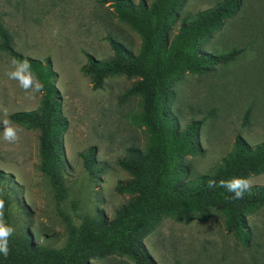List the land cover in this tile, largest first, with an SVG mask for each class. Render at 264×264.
I'll use <instances>...</instances> for the list:
<instances>
[{
  "label": "rangeland",
  "instance_id": "374dc122",
  "mask_svg": "<svg viewBox=\"0 0 264 264\" xmlns=\"http://www.w3.org/2000/svg\"><path fill=\"white\" fill-rule=\"evenodd\" d=\"M220 1L186 0L179 20ZM0 17L18 53L38 60L50 58L57 73L61 113L67 120L62 134L65 194L58 201L50 179L38 171V131L8 119L12 113L39 108L36 80L32 88H22L9 75L16 71V62L0 52V173L12 178L7 185L0 183V194L9 202L14 235L29 233L42 246L60 248L70 226L111 220L131 198L117 194L115 185L130 178L117 161L128 148L144 149L148 142L147 131L134 119L142 110L141 97L123 96L138 79L109 77L100 90L93 91L81 68L86 54L97 60L112 57L109 38L136 54L140 37L116 17L109 0H0ZM201 49L218 55L240 52L233 62L203 74L183 72L174 80L171 111L180 125L202 122V152L183 159L180 165L187 169L174 170L171 178L176 186L210 174L230 153L236 136L251 146L264 143V0H243L239 12L211 33ZM5 120L16 130L14 143L3 139ZM88 148L95 149L96 168H103L95 177L79 157ZM248 180L252 186H264V173ZM247 220L253 238L247 248L226 231L223 216L215 211L204 223L198 218L189 224L162 218L143 243L157 264H264V208ZM91 264L135 263L113 253L92 259Z\"/></svg>",
  "mask_w": 264,
  "mask_h": 264
},
{
  "label": "trees",
  "instance_id": "16d2710c",
  "mask_svg": "<svg viewBox=\"0 0 264 264\" xmlns=\"http://www.w3.org/2000/svg\"><path fill=\"white\" fill-rule=\"evenodd\" d=\"M186 0H109L116 17L140 37L136 54L117 40L109 38L112 57L97 60L86 54L82 74L89 78L91 89L100 90L105 79L113 76L137 78L124 93L141 97L142 110L134 119L148 134L144 149L130 147L117 166L130 178L118 181L117 194L131 195L130 200L115 211L111 220H88L69 227V236L60 248L38 244L29 233L8 238L9 255L0 253V264H91L110 254L129 258L135 264H157L143 240L155 231L162 218L168 217L189 224L194 218L202 223L211 219L213 211L224 218L226 231L243 247L252 244L247 217L264 208V186H252L241 199L226 188H209L215 180L248 179L264 173V143L251 146L236 136L230 153L210 174L174 185L172 176L186 156L200 154L201 121L181 126L171 111L172 85L183 72L203 74L214 66L233 62L239 50L214 54L201 49V44L224 22L234 17L243 0H222L213 8L179 20V11ZM180 21L176 33L172 32ZM0 52L16 64L27 60L36 83L43 85L40 106L35 111L15 112L10 122L38 131V171L47 176L57 200L65 194L63 172L65 159L62 134L67 120L61 113V95L56 87L57 73L50 58L38 60L18 53L0 17ZM95 149L88 148L79 157L89 175L95 177L103 168H96ZM179 164V165H178ZM0 173V183L12 182ZM4 201V225L10 227L9 202Z\"/></svg>",
  "mask_w": 264,
  "mask_h": 264
},
{
  "label": "clouds",
  "instance_id": "9594fccd",
  "mask_svg": "<svg viewBox=\"0 0 264 264\" xmlns=\"http://www.w3.org/2000/svg\"><path fill=\"white\" fill-rule=\"evenodd\" d=\"M15 63V62H14ZM30 64L27 60L17 64L16 71L10 73V78L17 79L24 89H29L33 87V77L31 72L29 71ZM43 89V85L40 83H36L34 87L35 92H41ZM4 132H3V139L8 141L9 143H14L18 140V136L16 134V130L12 127L8 126V121L5 120L4 122ZM209 188L221 187L226 188L229 192L234 193L235 199L243 198V195L246 191H250L252 185L250 180L236 178L232 180H220L219 182L215 180H210L208 182ZM3 208H4V201L0 200V253L6 258L9 255V248H8V238L12 235L14 229L11 227H7L4 225L2 216H3Z\"/></svg>",
  "mask_w": 264,
  "mask_h": 264
}]
</instances>
